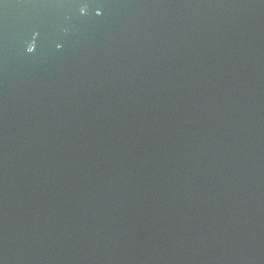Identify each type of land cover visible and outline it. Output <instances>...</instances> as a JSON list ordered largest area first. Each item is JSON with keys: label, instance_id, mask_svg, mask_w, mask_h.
I'll use <instances>...</instances> for the list:
<instances>
[{"label": "water", "instance_id": "water-1", "mask_svg": "<svg viewBox=\"0 0 264 264\" xmlns=\"http://www.w3.org/2000/svg\"><path fill=\"white\" fill-rule=\"evenodd\" d=\"M0 264H264V0H0Z\"/></svg>", "mask_w": 264, "mask_h": 264}]
</instances>
